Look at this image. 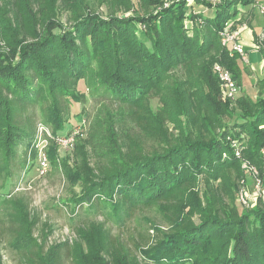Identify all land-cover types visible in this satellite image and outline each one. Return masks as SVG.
<instances>
[{
    "label": "trees",
    "instance_id": "obj_1",
    "mask_svg": "<svg viewBox=\"0 0 264 264\" xmlns=\"http://www.w3.org/2000/svg\"><path fill=\"white\" fill-rule=\"evenodd\" d=\"M97 1L107 0H0V180L36 149L41 121L53 142L68 132L69 108L84 98L76 90L83 78L92 99L117 108L96 112L87 137L75 142L73 170L64 171L81 183L73 200L119 225L157 207L172 218L167 228L151 225L140 260L100 222L78 225L75 243L38 242V220L16 196L6 221L17 263L264 264V207L237 208L242 172L231 146L240 153L245 147L262 175L264 77L255 97L230 100L212 71L220 63L240 84L241 62L219 33L227 23L235 28L240 9L255 0H194L199 8L192 10L186 0H141L155 12L131 17L101 16ZM110 1L130 9L129 0Z\"/></svg>",
    "mask_w": 264,
    "mask_h": 264
},
{
    "label": "rangeland",
    "instance_id": "obj_2",
    "mask_svg": "<svg viewBox=\"0 0 264 264\" xmlns=\"http://www.w3.org/2000/svg\"><path fill=\"white\" fill-rule=\"evenodd\" d=\"M129 1L131 5L130 9L127 11L119 8L117 3H113L110 0L95 2V9L101 16H107V13H115L123 17H131L136 14L148 12L152 13L156 10L155 7L145 6L146 4L142 5L141 0ZM186 8L192 10L193 8L199 7L195 6L194 0H186ZM252 9H255V13H253L252 16L240 15L237 21L238 26H234L239 29L241 33V29L244 28L241 24L249 26L252 22L254 30L251 39L250 37H244L241 41L243 47H245L244 50H247L245 51L249 63L244 64L239 60L242 65V72H244L242 81L240 80L239 85H241L242 93L245 92L251 98L255 97L257 91L261 89L258 80L264 77V53L262 52L264 35L261 33L264 26V16L258 13L255 6H252ZM207 11L205 12L206 14ZM61 20L65 24L68 22L66 14L61 15ZM141 29L140 27L137 31L139 35H141ZM260 34H262L261 37L259 36ZM259 63L260 69L251 74L249 66L257 68ZM76 90L79 95L83 94L84 98H80L78 103H74L70 106L65 129L69 128L70 130L73 127L82 128V135L77 137L79 138L78 145H80L79 143L82 142L90 132L89 126L93 115L100 110L105 113L116 110L117 107L109 102L92 99L83 78L77 82ZM149 103L154 109L159 106L158 98L155 96L150 98ZM41 125L43 129H41ZM167 127L171 130L172 124L168 123ZM44 129H47L48 134L51 133V126L41 121V124L37 126V136L40 134L42 135ZM36 140L37 142L40 140L38 142V147L25 156V164L20 161L23 159L24 155V147H20L18 150V160L20 161L18 164L19 168L15 170V174L12 177L0 180V264H18V255L9 244L8 222L6 221L9 218L8 205L10 200L16 196H20V198L28 202L30 212L38 220L33 231V236L38 242L44 241L46 245H56L66 241L75 243L78 242V236L75 230L78 225L88 221L100 222L110 230L111 234L119 236L137 258L142 260L141 248L139 246L152 241L153 230L151 229V225L167 228L166 226L170 223L168 220L172 218L170 216V210L162 211L157 207L144 210L143 212H137L134 217L128 218L126 222H124V225L117 224L112 217L107 216L108 213H106V211L97 210L96 212H84L86 205L73 200L74 197L81 192V183L78 181L76 182L73 178L67 179L64 173L65 170H68L69 173L73 170L75 152L77 149L75 143L73 148L67 151L58 150L57 146H54L56 144H54L52 139L48 135L45 137V133L44 136L39 139L38 137L35 138V141ZM41 146L46 148L47 154L48 149H50L48 169L42 176L36 171L37 152ZM52 146L54 148H52ZM244 149L245 147L241 149L242 151L238 158L242 174L240 176L238 175L236 179L237 189L235 191L234 202L239 210H250L257 205L264 207V181L261 182L257 190L255 184L260 176L254 175L247 169L249 167L248 165L257 169L258 167L255 164L257 160L251 162L246 158L243 154ZM216 182L219 183L222 182V180ZM208 187L209 185L207 188ZM199 188L202 194V191L206 188L205 183L200 182ZM241 188L248 196V200L245 204L237 200V195ZM224 201L226 203L229 202L227 197H224ZM63 202H67L68 204ZM161 213L165 214L163 215L164 217L160 215Z\"/></svg>",
    "mask_w": 264,
    "mask_h": 264
},
{
    "label": "built area",
    "instance_id": "obj_3",
    "mask_svg": "<svg viewBox=\"0 0 264 264\" xmlns=\"http://www.w3.org/2000/svg\"><path fill=\"white\" fill-rule=\"evenodd\" d=\"M212 1H218V0H212ZM166 5V3H164ZM254 6L256 7L258 13L262 16H264V0L258 1L256 0L254 2ZM242 27L246 28L245 24H241ZM262 34L259 36L261 37ZM219 38H220V43L222 46H224L230 54H236L238 56V59L244 63L248 64L247 60V53L244 50L243 44L241 43L240 39V31L236 27L233 28L230 23L225 24L223 29L219 33ZM212 71L216 75L217 80H218V85H219V90H220V95L223 99H230L233 100L236 96L241 94V87L237 83L236 79L232 76L231 72L229 69L224 67L220 63H213L212 65ZM41 129H43L42 125L40 126ZM45 137L48 134L47 129H44ZM44 133L39 135L40 137L44 136ZM47 133V134H46ZM39 134V133H38ZM82 135V128L80 127H73L68 132L58 135L54 138V142L57 146L58 150H71L74 146V143L77 139L78 136ZM39 136L38 139L40 138ZM40 141V140H39ZM38 141V142H39ZM38 142L36 140V148L38 147ZM235 149V153L237 157H240V149L238 148L236 143H232V145ZM261 153L264 154V149L261 150ZM48 154L47 150L44 146H41V148L38 149L37 152V167L36 171L37 173L42 176L47 172L48 169ZM249 169L254 175H259L260 178L257 179L255 186H257V190L259 189L261 185V176H264V168L262 171V175L259 174V171L250 165H248ZM237 200L240 203H246L248 200L247 193L244 192V190L241 188L238 195H237Z\"/></svg>",
    "mask_w": 264,
    "mask_h": 264
},
{
    "label": "crops",
    "instance_id": "obj_4",
    "mask_svg": "<svg viewBox=\"0 0 264 264\" xmlns=\"http://www.w3.org/2000/svg\"><path fill=\"white\" fill-rule=\"evenodd\" d=\"M252 6H254V4L253 5H249L246 8H241L240 9V15L248 16V17L252 16V14L255 13V9L253 10L252 9ZM236 25L238 26V23ZM252 33H254V30H253V26H252V22H251V24L249 26H247V28H242L241 29V33H240V35H241V41H242V38H244V37H250V39H251L252 38ZM260 63L257 66V68H253V67L249 66V70H251V74L254 73V72H257L258 69H260ZM243 73L244 72H242V74H241V81H242V75H243ZM251 74H249V75H251ZM240 87H241V85H240ZM241 93H242V91H241ZM243 93H245V92H243Z\"/></svg>",
    "mask_w": 264,
    "mask_h": 264
}]
</instances>
